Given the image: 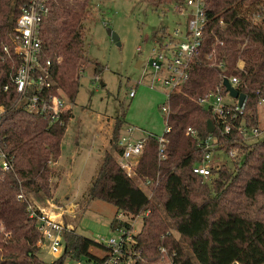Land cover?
<instances>
[{
  "label": "trees",
  "instance_id": "1",
  "mask_svg": "<svg viewBox=\"0 0 264 264\" xmlns=\"http://www.w3.org/2000/svg\"><path fill=\"white\" fill-rule=\"evenodd\" d=\"M27 1L0 0V41L9 46L4 61L0 60V104L6 107L0 119V147L11 157L10 169L4 170L0 164V264L93 260L96 252L106 248L75 229L62 232L63 251L53 261H43L37 255L40 212L36 204L41 207L53 196L56 184L52 179L60 176L55 162L71 112L63 115L60 123L44 114L12 107L16 99L12 78L19 61L8 31ZM146 1L163 9L165 3L172 5L177 0ZM89 2L50 1L49 12L39 23L41 61H50L53 81L70 102L75 100L85 64L93 63L95 73L102 70L95 59H89L83 40L82 22ZM207 15L204 40L190 62L188 78L169 97L166 159L158 158L157 139L149 135L136 176H128L116 157L123 151L118 141L126 123L124 117L117 116L112 150L104 153L87 193L91 200L113 205L116 213L149 210L135 235L142 257L137 264H156L162 246L175 251V260L181 264H264V136L251 133L253 128L258 130L260 100L264 106V0H210ZM232 76L238 78L237 90L246 102L242 115L235 119L228 115L231 128L224 133L223 125L216 124L198 98L218 88L225 94L222 81ZM208 119L215 125L211 135L219 151L232 150L236 159L233 169L225 165L213 168L210 180L205 181L192 171L202 161L203 149L185 130L191 127L203 139L208 135ZM247 130L249 138L244 136ZM137 178L158 179L149 186L151 196L139 187ZM121 225L126 222L112 217L109 227Z\"/></svg>",
  "mask_w": 264,
  "mask_h": 264
},
{
  "label": "built area",
  "instance_id": "2",
  "mask_svg": "<svg viewBox=\"0 0 264 264\" xmlns=\"http://www.w3.org/2000/svg\"><path fill=\"white\" fill-rule=\"evenodd\" d=\"M53 0H28L20 8V13L15 24L8 31V38L13 46L14 53L18 57V65L13 75L12 81L15 85L16 99L12 107L20 106L33 113L44 114L51 120H58L63 123L62 116L71 112V105L63 90L58 87L52 78L49 60L41 61L42 41L39 37V23L41 18L49 12V3ZM210 0H177L172 4L174 11L185 17V30H175L174 36H168L167 42L157 41V47L152 52L148 63L156 73H162L160 77L161 89H163L167 103L161 106L164 116L165 128L163 134L156 136L158 147L157 155L160 160L166 159L165 148L168 140L165 134L170 131L167 123L169 114V97L174 91L180 90L188 78L190 62L199 52L206 25L208 23L207 6ZM163 13L166 8H163ZM220 20V24H222ZM177 38V39H176ZM222 44V41H217ZM9 51V46L0 41V60L4 61L5 54ZM236 90L238 78L226 77ZM223 86V81L222 85ZM7 86H4L6 89ZM51 93H47V91ZM238 91V90H237ZM239 92V91H238ZM226 93H228L226 91ZM240 93V92H239ZM134 91H130L132 97ZM229 95V94H228ZM224 94L218 88L215 92H210L198 98V103L209 109L214 116L216 124L223 125V132L227 133L231 128L227 117L235 119L237 115H242L246 98L240 104L238 98H233V103L223 102ZM260 100L259 104H263ZM6 112V107L0 104V119ZM258 130L251 129V133L256 135ZM186 135L197 139L198 145L203 149L202 161L192 167V171L208 179L212 176V169H218L216 155L219 153L216 139L208 133L201 139L197 136L196 130L187 127ZM148 137V136H147ZM147 137L131 141L127 136H120L118 144L123 147V151L118 155V163L125 173L130 177L136 176V166L142 154ZM234 151L230 150L227 155L234 158ZM11 157L3 153L0 147V164L4 170L10 169ZM146 189L149 196V186L157 184V178H137ZM21 197V196H19ZM38 248H46L55 258L63 251L62 232L73 230L69 222L63 219L65 208L52 204V209L48 211L38 206ZM65 211H64V210ZM149 210L140 211L137 214H125L120 211L113 217L116 220L126 222V225L116 226L110 229L113 233L107 240L96 239L98 243L104 245L106 250L96 252L97 258L93 260L74 259L68 260L66 264H137L141 260V250L137 249L135 235L140 230H135L134 223L138 218L143 219ZM110 225V223H109ZM142 227V226H141ZM140 227V228H141ZM110 228V227H109ZM160 258L156 264H181L175 260V251H169L166 247H159ZM238 264V263H235Z\"/></svg>",
  "mask_w": 264,
  "mask_h": 264
},
{
  "label": "rangeland",
  "instance_id": "3",
  "mask_svg": "<svg viewBox=\"0 0 264 264\" xmlns=\"http://www.w3.org/2000/svg\"><path fill=\"white\" fill-rule=\"evenodd\" d=\"M68 1L74 3V0ZM169 3H165L166 12L163 13L164 6H156L146 0H90L86 7L87 18L82 22L83 40L89 59H95L102 70L95 73L93 63L83 67L78 92L74 102H70L73 118L68 122L64 135V141L70 144L79 142L80 152L85 153V148L98 143L101 135L93 131L94 127H105L112 138L117 116L124 117L126 122L122 125L119 136L129 126L135 128L134 135L140 138L149 134H163L165 123L161 106L167 103L160 85L163 74L156 73L148 60L157 47V41L167 42V37L174 36L175 30L186 28L185 17L174 11ZM107 28L118 35L120 45L112 41ZM238 65L242 63L239 62ZM132 90L135 95L130 97ZM234 101L228 93L224 94V103ZM257 113V137H262V104H258ZM248 130L244 132L247 138L251 137ZM215 157L216 161L213 159V162L234 168L236 157L231 158L227 153H219ZM204 180L209 181L210 178ZM87 193L86 201L83 200L84 211L76 217H71L75 215L70 214L71 219L67 221L72 223L78 234L93 240H107L113 235L108 221L116 214V208L108 203L89 199ZM159 212L168 222L171 221L161 207ZM141 226L142 219L138 218L134 223L135 230H139ZM37 255L46 262L55 259L46 248H39Z\"/></svg>",
  "mask_w": 264,
  "mask_h": 264
},
{
  "label": "crops",
  "instance_id": "4",
  "mask_svg": "<svg viewBox=\"0 0 264 264\" xmlns=\"http://www.w3.org/2000/svg\"><path fill=\"white\" fill-rule=\"evenodd\" d=\"M71 114L72 119V111ZM105 129V127H101V129L94 127L93 131L101 135V137L97 140L98 143L96 145H92L91 148L87 147L88 149L85 148V153L79 151V142L76 144L74 143V145L70 144L68 141H64L63 136L60 147V155L58 160L55 162L56 169L60 172V176L59 178L52 179V181L56 184L55 188L53 189V196L50 200L46 201L41 206V208L48 211L49 209H52V204L65 208L66 211L63 209L65 211L63 219H65V221L69 222L71 225L72 223L67 221V219L69 220L71 217H76L79 213L84 211L85 202L83 200L86 199L85 193L88 192L87 190H89L92 180L97 174V171L103 161L104 153L110 151L111 133L109 131L107 132V129ZM134 131L135 128L129 126L126 128L124 133L121 132V136H127L131 141L144 138L135 136ZM219 153H217V157ZM116 157L118 160V155H116ZM137 181L138 185L143 187V185L140 183V180L137 179ZM143 189L146 192L144 187ZM70 214L75 216L70 217ZM110 221L111 220L108 221V224Z\"/></svg>",
  "mask_w": 264,
  "mask_h": 264
},
{
  "label": "water",
  "instance_id": "5",
  "mask_svg": "<svg viewBox=\"0 0 264 264\" xmlns=\"http://www.w3.org/2000/svg\"><path fill=\"white\" fill-rule=\"evenodd\" d=\"M107 34L111 37L112 41L116 44L120 45L118 35L111 30V28H107ZM223 86L225 87L228 94L233 98H238L239 103L241 104L244 99V94L239 93L231 84L229 83L227 78L223 79ZM215 129V125L211 119L207 120V132L212 133Z\"/></svg>",
  "mask_w": 264,
  "mask_h": 264
}]
</instances>
